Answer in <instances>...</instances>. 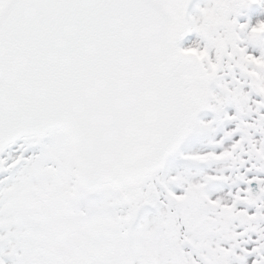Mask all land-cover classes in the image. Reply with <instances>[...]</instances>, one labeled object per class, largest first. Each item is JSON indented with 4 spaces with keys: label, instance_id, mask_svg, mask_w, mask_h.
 I'll list each match as a JSON object with an SVG mask.
<instances>
[{
    "label": "snow or ice",
    "instance_id": "snow-or-ice-1",
    "mask_svg": "<svg viewBox=\"0 0 264 264\" xmlns=\"http://www.w3.org/2000/svg\"><path fill=\"white\" fill-rule=\"evenodd\" d=\"M190 4L0 0V264H264V0Z\"/></svg>",
    "mask_w": 264,
    "mask_h": 264
},
{
    "label": "rangeland",
    "instance_id": "rangeland-1",
    "mask_svg": "<svg viewBox=\"0 0 264 264\" xmlns=\"http://www.w3.org/2000/svg\"><path fill=\"white\" fill-rule=\"evenodd\" d=\"M205 0H193L190 11L194 7L195 4L199 3L201 6H203ZM249 18H251L252 24H255L258 20L264 19V10H261L258 8V6H254L253 9L247 10V15L242 16L240 18V22H246Z\"/></svg>",
    "mask_w": 264,
    "mask_h": 264
},
{
    "label": "clouds",
    "instance_id": "clouds-1",
    "mask_svg": "<svg viewBox=\"0 0 264 264\" xmlns=\"http://www.w3.org/2000/svg\"><path fill=\"white\" fill-rule=\"evenodd\" d=\"M208 16H209V19H212L213 18L211 12L208 13Z\"/></svg>",
    "mask_w": 264,
    "mask_h": 264
}]
</instances>
